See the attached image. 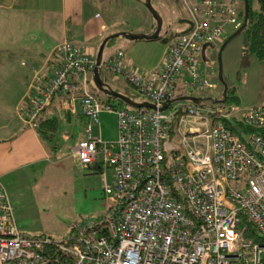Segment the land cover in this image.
<instances>
[{
    "label": "built area",
    "instance_id": "obj_1",
    "mask_svg": "<svg viewBox=\"0 0 264 264\" xmlns=\"http://www.w3.org/2000/svg\"><path fill=\"white\" fill-rule=\"evenodd\" d=\"M177 2L189 30L164 44L160 67L124 68L119 50L100 64L153 109L101 102L89 86L94 58L66 40L57 44L58 65L46 82L30 86L18 114L37 130L53 100L63 111L77 106L87 124L70 154L81 166L99 159L111 170L104 209L73 222L61 239L30 237L18 230L0 183V264H264V104L226 110L176 101L216 90L205 53L226 28L240 26L242 9L236 0ZM105 110L116 115L112 142L91 134ZM235 122L250 130L247 138L230 129ZM242 221L263 243L244 238Z\"/></svg>",
    "mask_w": 264,
    "mask_h": 264
},
{
    "label": "crops",
    "instance_id": "obj_2",
    "mask_svg": "<svg viewBox=\"0 0 264 264\" xmlns=\"http://www.w3.org/2000/svg\"><path fill=\"white\" fill-rule=\"evenodd\" d=\"M97 6H102L100 0H0V183L12 204L14 220L24 212H48L53 209V204L63 210L58 202L66 194L65 189L59 190L55 170L61 168L62 183L67 186L70 171L80 168L75 157L70 153L60 156L58 146L52 145L58 125L70 131L74 119L80 116L77 106L74 112H67L53 100L43 110L39 122L45 124L54 119L57 123L51 137L28 128L22 122L18 108L28 106L30 86L46 82L58 65L59 58L54 52L58 43L66 40L93 57L102 39L118 32L110 31L109 23L96 10ZM183 12L184 20L175 19L173 27L176 30L166 34L159 52L145 55L139 51L144 46L135 43L126 45L123 51L117 49L123 54L122 66L136 68L139 72L160 67L164 44L171 36L189 28ZM143 28L150 30V22ZM106 101L112 102V99ZM81 138L71 141V145ZM64 139L71 140L67 134ZM82 168L89 171L88 175L97 176L101 191L104 182L111 180V170L103 168L99 159ZM67 218L70 223L63 237L69 234L75 222L72 214L69 213Z\"/></svg>",
    "mask_w": 264,
    "mask_h": 264
},
{
    "label": "rangeland",
    "instance_id": "obj_3",
    "mask_svg": "<svg viewBox=\"0 0 264 264\" xmlns=\"http://www.w3.org/2000/svg\"><path fill=\"white\" fill-rule=\"evenodd\" d=\"M167 4L160 5L161 2ZM237 1V7L242 9V3ZM102 6H97V11L102 15L106 23H109L110 31H118L116 33L129 34H144L151 33L154 29V20L152 19L148 10L144 7L142 0H100ZM150 5L161 19V27L157 39L142 40V41H127L122 37L114 39V41L105 46L102 52V57L106 54H112L117 49L123 51L125 46L129 44H141L139 46L140 52L143 54L153 55L159 52L162 47V40L169 32H175L173 25L175 19L182 18L184 20V12L179 3L174 0H150ZM252 11L258 10L255 0L251 3ZM168 11V12H167ZM150 22L151 29L146 31L144 26ZM235 31V30H234ZM231 28H226L227 36L234 32ZM114 34V33H113ZM226 36V37H227ZM225 37V38H226ZM139 42V43H136ZM222 42V41H221ZM219 41L216 46H211L205 55L213 60L214 76L211 81L216 85V90L206 94L196 93L204 103H210L208 100L219 99L222 91V86L217 80V62L216 55L220 47ZM98 47L95 48L93 58ZM213 51V54L210 52ZM221 64V79L226 86L228 96L235 100V104L239 109L246 107H257L264 103V63L255 60L248 51V38L245 31L240 32L232 38L223 48L220 54ZM100 79L114 92L129 98L135 103L146 102L147 99L138 95L133 89L127 86L121 78L104 72L102 69L99 72ZM89 86L94 90L92 81ZM97 98L103 102L106 101V96L98 93L95 90ZM232 104H225V109L229 110ZM113 108L126 107L120 105L118 102L112 100ZM98 126L92 128L91 134L99 137L102 142H112L116 139V115L113 111H102L98 114ZM87 120L81 115L74 119L70 131L58 125L56 132L53 134L52 145L58 146V153L60 156H66L70 153L71 141L77 139L79 136L83 137L85 125ZM238 135L241 138H247L248 135L237 127ZM64 134L71 138V140L64 139ZM54 143V144H53ZM51 145V146H52ZM71 145V146H70ZM80 168L72 169L69 174L70 184L65 186L62 183V170L58 168L55 170L57 176V183L59 190L65 189V198L59 199V210L55 204L52 205L50 211L43 214L34 212H24L15 219L16 225L22 233L30 237L47 236L51 239H61L68 228L70 219L67 218L69 213L72 214L73 221H80L86 219H93L100 216L104 209V196L101 188L98 185L96 175H88V170ZM64 173V170H63ZM69 193V195H67ZM69 211V213L66 211Z\"/></svg>",
    "mask_w": 264,
    "mask_h": 264
},
{
    "label": "water",
    "instance_id": "obj_4",
    "mask_svg": "<svg viewBox=\"0 0 264 264\" xmlns=\"http://www.w3.org/2000/svg\"><path fill=\"white\" fill-rule=\"evenodd\" d=\"M144 7L148 10V12L150 13L152 19L154 20V29L151 32V34H129V33H114V34H110L106 37H104L102 39V41L100 42L97 52L95 54L94 57V67L92 70V76H91V81L93 84L94 89L108 97L111 98L113 100H117L120 103H122L124 106L129 107V108H140V107H145L148 109H153V105L148 103V102H142V103H135L133 101H131L129 98L122 96L120 94H117L116 92L112 91L101 79L99 76V71H100V64L102 62V52L104 49L105 44L115 38L118 37H122L123 39L127 40V41H148V40H154L157 39L158 37V33L160 31V27H161V19L158 16V14L153 10V8L150 5V0H142ZM242 2V22L240 24V26L229 36H227L221 43L218 51H217V55H216V62H217V80L218 82L221 84L222 86V91H221V95H220V99H216V100H208L210 101L211 104L215 105H222L224 103L225 97H226V92H227V88L226 86L223 84L222 79H221V64H220V54L223 50V48L225 47V45L232 39L234 38L236 35H238L245 27L246 25V18H247V11H248V3L247 0H241ZM190 101L193 104H198L202 99L201 98H192V97H186V98H178L176 101ZM166 108V105H164L162 108H160V111H163Z\"/></svg>",
    "mask_w": 264,
    "mask_h": 264
},
{
    "label": "trees",
    "instance_id": "obj_5",
    "mask_svg": "<svg viewBox=\"0 0 264 264\" xmlns=\"http://www.w3.org/2000/svg\"><path fill=\"white\" fill-rule=\"evenodd\" d=\"M255 2H256L257 7H258V10L256 12L252 11V9H251L252 0H247L248 11H247L246 25L242 31H245L246 36L248 38L249 54L258 62L264 63V0H255ZM240 18L242 19V13H240ZM188 30H189V28L186 31H183V32L178 33V34L185 33ZM149 34H151V33H149ZM178 34L171 36L170 39L172 37L178 35ZM113 41H114V39L108 41L105 44V46L111 44ZM94 91H95V89H94ZM106 98L108 100H111V98H108V97H106ZM219 99H220V97H219ZM113 101H116L120 105H123L122 103H120L117 100H113ZM201 104L206 105V106H212L213 105L211 103L206 104L203 101H201ZM225 104L236 105L235 100L232 97L228 96V91L226 92V97H225L223 105H225ZM56 125H57V123L54 119L51 121H46L45 124H43L42 122H39V126H38V129L36 131L37 132L39 131V134H41V135L48 134L49 137H51L52 133L56 130V127H57ZM237 127L241 128V131L243 133L250 131L249 129L243 128L240 125V123H238V122H235V126L233 128H230V129L238 134ZM241 224L245 225V228H246L244 238H250L253 243H263V239L259 238L254 233V230L249 223L242 221Z\"/></svg>",
    "mask_w": 264,
    "mask_h": 264
},
{
    "label": "flooded vegetation",
    "instance_id": "obj_6",
    "mask_svg": "<svg viewBox=\"0 0 264 264\" xmlns=\"http://www.w3.org/2000/svg\"><path fill=\"white\" fill-rule=\"evenodd\" d=\"M222 43V42H221ZM221 45V44H220Z\"/></svg>",
    "mask_w": 264,
    "mask_h": 264
}]
</instances>
